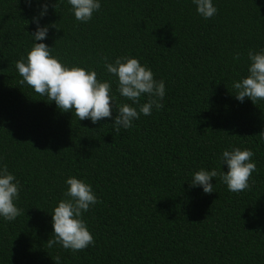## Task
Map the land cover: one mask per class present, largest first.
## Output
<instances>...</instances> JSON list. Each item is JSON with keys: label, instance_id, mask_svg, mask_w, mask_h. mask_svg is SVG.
<instances>
[{"label": "trees", "instance_id": "1", "mask_svg": "<svg viewBox=\"0 0 264 264\" xmlns=\"http://www.w3.org/2000/svg\"><path fill=\"white\" fill-rule=\"evenodd\" d=\"M43 2L0 0V166L19 181L23 210L0 217V264H264V100L241 103L232 87L248 75V51L264 50V0H213L210 19L192 0H100L87 23L67 0H50L36 43L111 82L112 118L96 124L20 83L15 63L34 45ZM104 57L136 58L165 82L163 107L119 135L116 106L132 102ZM234 148L254 153L248 189L231 192L219 176L211 194L190 187L201 169L226 174L222 152ZM71 177L100 201L82 217L94 246L78 252L46 243Z\"/></svg>", "mask_w": 264, "mask_h": 264}, {"label": "clouds", "instance_id": "2", "mask_svg": "<svg viewBox=\"0 0 264 264\" xmlns=\"http://www.w3.org/2000/svg\"><path fill=\"white\" fill-rule=\"evenodd\" d=\"M33 0H25L29 6ZM39 2V0H38ZM50 0H44L39 17H34L36 30L31 34L34 45L24 58L16 61L15 67L22 79L21 84H27L35 93L46 96L55 102L57 108L64 113L72 112L79 121L91 120L93 124L112 118L111 82H101L97 79V72L87 71L82 67H67L58 58L51 55V50L45 43H36L47 38L49 26H40L39 18L46 15ZM77 21L87 23L95 12L101 9L100 0H67ZM197 13L204 19H210L217 14L213 0H192ZM57 4V3H56ZM56 4L54 7H56ZM55 27V25H52ZM57 29V28H56ZM59 31V29H57ZM239 54L234 59L238 60ZM248 75L232 87L236 91L235 99L244 102L245 98L255 105L264 100V50L260 52L248 51ZM104 67L107 73L118 77L117 91L120 96L139 105V110L128 103L116 106L117 115L112 123L113 131L119 135L121 129L133 127V121L140 118V114L150 116L152 109L160 110L165 96V82L155 80L154 74L147 66L131 57L116 58L109 63L104 57ZM142 95L147 96V102L140 104ZM264 138V132L259 134ZM254 153L249 149L234 148L224 150L221 156L222 165H227L228 171L218 172L216 169L206 171L201 169L192 176L190 187H202L205 194L214 192L211 183L219 176L227 189L231 192H242L250 187L249 180L256 171V164L252 162ZM68 185L61 199L53 210L52 227L54 238L47 240L49 248L59 244L65 250L78 252L90 245L94 246V238L83 220V214L90 206L100 203L91 186L75 177L66 180ZM21 186L16 177L8 171L7 165L0 166V217L5 221H14L23 213L16 206ZM60 257H55V264H60Z\"/></svg>", "mask_w": 264, "mask_h": 264}]
</instances>
